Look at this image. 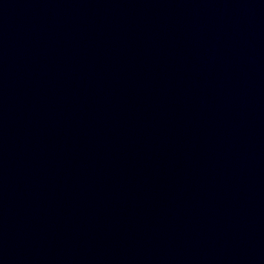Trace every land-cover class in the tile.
Returning <instances> with one entry per match:
<instances>
[{
    "label": "water",
    "instance_id": "95a60500",
    "mask_svg": "<svg viewBox=\"0 0 264 264\" xmlns=\"http://www.w3.org/2000/svg\"><path fill=\"white\" fill-rule=\"evenodd\" d=\"M0 264H264V0H0Z\"/></svg>",
    "mask_w": 264,
    "mask_h": 264
}]
</instances>
